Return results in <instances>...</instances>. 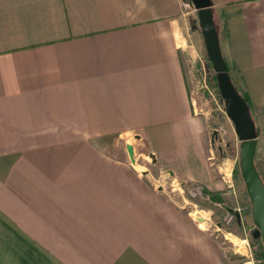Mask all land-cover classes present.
Segmentation results:
<instances>
[{
	"label": "crops",
	"instance_id": "crops-1",
	"mask_svg": "<svg viewBox=\"0 0 264 264\" xmlns=\"http://www.w3.org/2000/svg\"><path fill=\"white\" fill-rule=\"evenodd\" d=\"M183 2L0 0V264H234L162 176L220 186ZM211 2L264 181V0ZM128 134L150 172L112 150Z\"/></svg>",
	"mask_w": 264,
	"mask_h": 264
},
{
	"label": "rangeland",
	"instance_id": "rangeland-1",
	"mask_svg": "<svg viewBox=\"0 0 264 264\" xmlns=\"http://www.w3.org/2000/svg\"><path fill=\"white\" fill-rule=\"evenodd\" d=\"M184 4V2H183ZM186 20L189 26L188 44L191 49L186 52L188 60V72L191 91V99L196 105V112L209 116V154L208 168L213 179L220 182L218 190L209 191L205 187L196 182L190 181H172L169 174H163L167 182L162 180L166 186L174 187L176 194L181 203L185 205L187 210L193 213L194 217H202L209 227V230L215 231L216 234L222 235V243L228 249V255L233 259L234 264H261L256 260L251 241L253 237L248 226L241 228L238 226V218L234 215L239 204L243 209L239 212V216L243 217V222H249V228L253 229L252 204L248 195L247 187L241 176V159L240 149L241 143L236 137L234 125L227 116L225 103L218 91L215 80V72L210 60L207 58V51L198 20V12L192 8H185ZM221 17L216 16L217 24L222 25ZM132 134L125 135L119 140L112 150L126 151L129 144L138 147L139 143ZM109 149V148H108ZM136 167L140 170L150 172L154 168L152 158L145 152V148L141 147L136 151ZM233 169V181L235 184V193H230L227 189L224 176L228 175V168ZM186 186L182 191L180 186ZM238 203V204H237ZM233 214V215H231ZM250 230V231H249ZM248 239L252 256L246 254V243L241 241ZM260 241V240H258ZM262 243V241H261ZM263 244V243H262ZM264 246V245H263ZM253 260V261H252Z\"/></svg>",
	"mask_w": 264,
	"mask_h": 264
},
{
	"label": "water",
	"instance_id": "water-1",
	"mask_svg": "<svg viewBox=\"0 0 264 264\" xmlns=\"http://www.w3.org/2000/svg\"><path fill=\"white\" fill-rule=\"evenodd\" d=\"M198 12L201 33L204 38L208 59L217 74V82L221 98L226 107L228 118L234 125L236 137L241 143L240 159L241 173L246 184V189L252 204V218L254 229L251 235L254 240L262 241L264 245V182L256 167L257 130L250 110L245 100L241 97L230 77L228 67L223 58L219 32L214 21V12L211 0H186ZM139 139V137H136ZM127 151L132 162L136 164L134 146L127 145ZM153 158V156L151 157ZM238 223H241L239 215ZM201 222L203 220L201 219Z\"/></svg>",
	"mask_w": 264,
	"mask_h": 264
},
{
	"label": "trees",
	"instance_id": "trees-1",
	"mask_svg": "<svg viewBox=\"0 0 264 264\" xmlns=\"http://www.w3.org/2000/svg\"><path fill=\"white\" fill-rule=\"evenodd\" d=\"M213 12H214V21H215V24H216V27H217V29H218V32H219V30H220V26L217 24V21H216V16H217V13L213 10ZM223 22V21H222ZM222 26V25H221ZM231 77V76H230ZM215 80H216V85L218 84V82H217V74L215 73ZM233 82V81H232ZM233 84H234V82H233ZM235 86V85H234ZM217 87H218V91H219V85H217ZM236 87V86H235ZM236 89H237V91L239 92V94L241 95V97L245 100V102H246V104L248 105V110H250V114H251V117H252V119H253V121H254V117H253V105H252V102H251V100H250V97H248V94H246L245 92H243V91H241L240 89H238L237 87H236ZM219 94H220V91H219ZM220 96H221V94H220ZM222 97V96H221ZM220 97V98H221ZM255 122V121H254ZM256 124V123H255ZM256 130H257V126H256ZM263 180V179H262ZM264 182V181H263ZM251 242H253L252 243V246H253V252H254V254L253 255H255V258H256V260H258V261H260L261 262V264H264V246H263V244L261 243V241H258V240H254L253 239V241H251Z\"/></svg>",
	"mask_w": 264,
	"mask_h": 264
},
{
	"label": "built area",
	"instance_id": "built-area-1",
	"mask_svg": "<svg viewBox=\"0 0 264 264\" xmlns=\"http://www.w3.org/2000/svg\"><path fill=\"white\" fill-rule=\"evenodd\" d=\"M183 7H185V8H190V9H192V8H194V7H192V5L190 4V2H188V1H186V0H184V4H183ZM228 175H225L224 177V180H225V183H227V189L229 190V192L230 193H232V192H234L235 193V184H234V181H233V169H232V167H230V168H228ZM242 209L240 208V206H237V209L235 210V211H237L236 212V214L234 215L235 217H236V215H239V214H237V213H239L240 211H241ZM231 215H233V214H231ZM201 218V217H200ZM204 220V219H203ZM241 242H243V243H246V246H245V249H246V254L245 255H250L251 257H253L251 254H252V252H251V249H250V245H249V242H248V239H246V240H243V241H241ZM253 261V260H252Z\"/></svg>",
	"mask_w": 264,
	"mask_h": 264
},
{
	"label": "flooded vegetation",
	"instance_id": "flooded-vegetation-1",
	"mask_svg": "<svg viewBox=\"0 0 264 264\" xmlns=\"http://www.w3.org/2000/svg\"><path fill=\"white\" fill-rule=\"evenodd\" d=\"M153 163H154V161H153ZM183 188H186V186H185V185H183Z\"/></svg>",
	"mask_w": 264,
	"mask_h": 264
}]
</instances>
